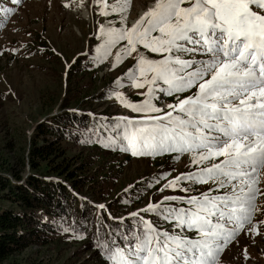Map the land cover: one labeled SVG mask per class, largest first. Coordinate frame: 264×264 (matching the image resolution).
Returning <instances> with one entry per match:
<instances>
[{"label": "snow or ice", "instance_id": "1", "mask_svg": "<svg viewBox=\"0 0 264 264\" xmlns=\"http://www.w3.org/2000/svg\"><path fill=\"white\" fill-rule=\"evenodd\" d=\"M130 2L95 0L100 15L119 14L122 22ZM185 3L190 6L183 7ZM12 11L0 9V14ZM99 32L106 37L104 55L126 41L117 63L122 55L137 53L138 45L161 56H141L125 74L129 86H147L141 93L146 100L129 103L113 93L133 112L162 113L146 114L142 122L126 121L123 138L132 155L193 153L198 171L181 173L166 187L175 190L181 182L209 185L207 192L183 199L186 207L165 205L178 199L165 196L141 210L185 233L158 229L141 217L133 243L121 248L113 241L107 259L111 264H220L225 248L247 225L253 235L260 234L253 218L261 210L257 198L264 195L258 186L264 170V0H156L131 27L102 25ZM192 89L191 95L179 98ZM156 93L175 95L177 102L164 111L152 102ZM209 161L216 162L209 166ZM244 256L248 258L247 249Z\"/></svg>", "mask_w": 264, "mask_h": 264}, {"label": "rangeland", "instance_id": "2", "mask_svg": "<svg viewBox=\"0 0 264 264\" xmlns=\"http://www.w3.org/2000/svg\"><path fill=\"white\" fill-rule=\"evenodd\" d=\"M155 3L156 0H131L128 10L123 13L126 21L122 22L119 14L100 15L101 6L95 0H21L19 4L10 2L14 11L0 16L1 175H9L7 171L10 166L26 176L29 167L26 162L22 164V155L25 157L28 144L35 134V127L56 113L64 110L80 112L78 105L84 104V109H87L85 112L92 115L141 119L146 114H162L133 112L124 107L121 100L113 94L119 92L122 99L129 103L139 104L146 100L147 96L141 93L147 92V86L142 89L129 86L130 81L125 74L130 68H135L139 57L159 60L161 56L138 45L137 53L122 55L121 62L117 63L116 57L122 54L126 41L111 47L108 54L104 55L102 46L106 37L99 32L102 25L116 29L131 27ZM182 6L190 5L185 3ZM118 78L121 79L120 85L116 84ZM194 91L195 89L186 91L179 98L191 95ZM156 96L158 98L153 99V104L164 111L169 110V104L177 102L175 95L156 93ZM171 96L173 98L166 99ZM67 104L68 108H62ZM62 144L69 157L84 159L92 153L89 147L66 142ZM99 155L102 159L101 167L107 168L110 175L108 179L102 178L101 174L97 176L102 180L99 195H104L99 196L98 202L93 200L90 193L86 192V189L88 192L94 191L89 190L92 187L90 184L81 192L74 190V194L78 199L95 204V207L106 213L110 210V204L116 203L113 200L118 197L123 199L128 205L126 208L120 207L124 213L119 218H130L132 213L137 212L138 217L145 215L147 211H141L142 209L160 202L165 196L178 198L165 202V205L182 206L186 197L198 196L209 189L207 184L189 182H181L175 190L166 187L169 181L181 173L198 171V166L192 163L193 153H177L176 157L167 158L165 155L156 159H131L125 154L108 150ZM213 162L216 161L206 164L210 166ZM88 175L94 176L93 173ZM151 176L155 180L149 183ZM259 179L258 186L264 192V170ZM139 186L143 189H139ZM183 188L190 191L185 192L181 190ZM256 202L261 210L255 213L253 224L260 234L253 235L247 230L251 225H247L225 248L219 257L220 264H264V223H260L264 221V195H260ZM96 204L104 207L100 208ZM51 221L56 224L57 231L47 246L33 244L3 264H111V261L106 263L96 260V252H91L85 236L65 232V223L60 219ZM164 224L165 226L159 225L160 229L169 232L179 230L172 222L164 221ZM188 235L194 237L195 233L189 231ZM245 249L247 259L244 256Z\"/></svg>", "mask_w": 264, "mask_h": 264}, {"label": "trees", "instance_id": "3", "mask_svg": "<svg viewBox=\"0 0 264 264\" xmlns=\"http://www.w3.org/2000/svg\"><path fill=\"white\" fill-rule=\"evenodd\" d=\"M78 106L80 112L64 110L36 125L25 157L22 155V164L26 162L29 167L25 177L10 166L9 175L0 174V264L33 244L47 246L57 231L51 221L55 218L65 223V232L85 236L99 261L108 260L106 252L113 241L124 248L133 243L140 218L127 217L122 222L113 219L124 213L126 201L118 197L106 213L74 194V190L81 192L90 184L89 190L94 191L86 192L93 200L98 202L104 195L98 192L101 177L108 179L110 175L101 167L99 153L108 150L128 155L122 144L110 138L123 133L125 123L117 117L104 119L103 115L86 113L84 104ZM118 124L120 128H116ZM63 142L89 147L92 153L84 159L69 157ZM154 180L151 176L149 183ZM145 215L157 226H165V220L154 212Z\"/></svg>", "mask_w": 264, "mask_h": 264}]
</instances>
